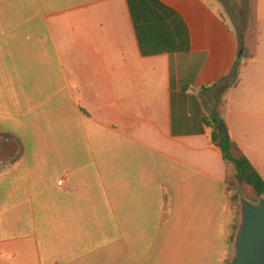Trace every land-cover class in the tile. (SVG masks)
Here are the masks:
<instances>
[{"label": "crops", "instance_id": "0c3cea01", "mask_svg": "<svg viewBox=\"0 0 264 264\" xmlns=\"http://www.w3.org/2000/svg\"><path fill=\"white\" fill-rule=\"evenodd\" d=\"M157 1L183 31L137 34L127 0H0V264L231 258L228 169L204 121L213 100L223 121L238 67L230 90L264 97V71L248 77L264 46L238 60L210 0Z\"/></svg>", "mask_w": 264, "mask_h": 264}, {"label": "rangeland", "instance_id": "374dc122", "mask_svg": "<svg viewBox=\"0 0 264 264\" xmlns=\"http://www.w3.org/2000/svg\"><path fill=\"white\" fill-rule=\"evenodd\" d=\"M210 1L221 17L227 21L228 25L236 33L239 44L243 49L250 52L256 45L257 40L261 41L260 43L264 46V0L259 2V4L256 0V2L253 0ZM238 70L239 67L218 88L220 93L229 90L226 92L225 97L231 99V105L228 104L224 108L223 125L228 126V128L235 127L242 139L245 140V143L249 144L255 158L264 165V97L250 85H244L237 90H230L237 85L238 76L236 72ZM263 71L264 58L260 66L253 65L250 68L248 77L250 79ZM216 101L213 100L212 103L214 111L219 105ZM235 191L240 192L236 189Z\"/></svg>", "mask_w": 264, "mask_h": 264}, {"label": "trees", "instance_id": "16d2710c", "mask_svg": "<svg viewBox=\"0 0 264 264\" xmlns=\"http://www.w3.org/2000/svg\"><path fill=\"white\" fill-rule=\"evenodd\" d=\"M127 4L137 34L140 25H150L158 30L172 29L174 32L184 30V26L175 12L157 0H127ZM239 51L244 58H248L246 50L240 44ZM204 122L211 127V142L219 149L222 160L228 169L225 183L232 215V224L229 227V245L232 246L237 223L238 196L243 194L246 198L256 201L259 196L264 194V180L234 141L230 138L225 141L219 140V126L223 125V121L219 118L218 111L215 110L209 121L205 120Z\"/></svg>", "mask_w": 264, "mask_h": 264}, {"label": "water", "instance_id": "95a60500", "mask_svg": "<svg viewBox=\"0 0 264 264\" xmlns=\"http://www.w3.org/2000/svg\"><path fill=\"white\" fill-rule=\"evenodd\" d=\"M242 53L238 60H241ZM224 125L219 126V140H227ZM227 264H264V194L253 202L238 196V220Z\"/></svg>", "mask_w": 264, "mask_h": 264}]
</instances>
